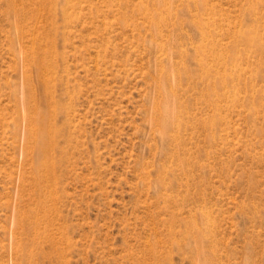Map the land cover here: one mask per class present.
Masks as SVG:
<instances>
[{
    "label": "rangeland",
    "instance_id": "374dc122",
    "mask_svg": "<svg viewBox=\"0 0 264 264\" xmlns=\"http://www.w3.org/2000/svg\"><path fill=\"white\" fill-rule=\"evenodd\" d=\"M0 264H264V0H0Z\"/></svg>",
    "mask_w": 264,
    "mask_h": 264
},
{
    "label": "bare ground",
    "instance_id": "6f19581e",
    "mask_svg": "<svg viewBox=\"0 0 264 264\" xmlns=\"http://www.w3.org/2000/svg\"><path fill=\"white\" fill-rule=\"evenodd\" d=\"M65 2L68 4V3H70V0H65ZM156 22H157V25H161V24H159V23H162V21H161V18H158L157 20H156ZM35 43H36V41H35ZM50 46V45H49ZM47 48V47H46ZM51 48V47H50ZM38 51H39V49L38 48H36ZM48 49H49V47H48ZM47 49V50H48ZM38 51H35L36 52V54H38L37 52ZM50 51V50H49ZM207 51H208V53H207ZM46 53H48V52H46ZM52 53V52H51ZM33 54H35L34 52H33ZM32 53H31V55H33ZM35 54V55H36ZM40 54V56H41V53H39ZM43 54V53H42ZM207 54H209L210 56H212L213 57V60L215 61V59L217 60V56H216V53H215V43L211 40L210 42H208V45H203V47H200V48H198V53H197V55H198V60H199V70H200V72L201 73H199V76H202L204 79H205V81H208V80H206V78L208 79L209 77H210V75H215V73H214V71H215V69L213 68V67H207V64L205 63V60H204V58L206 57V55ZM29 55V54H28ZM39 56V57H40ZM43 57H45V55H42ZM26 57V56H25ZM28 57V56H27ZM34 57V56H33ZM33 57H30L31 59L33 58ZM38 56H36V59L34 58L33 60L35 61V60H37L36 62H37V64H38V58H39ZM47 57V56H46ZM29 58V57H28ZM42 58V57H41ZM40 58V59H41ZM27 59V58H26ZM42 61V60H41ZM30 62V61H29ZM32 62V61H31ZM35 62V63H36ZM34 62H33V64H35ZM41 62L39 61V64H40ZM43 63V62H42ZM30 64V63H29ZM36 64V65H37ZM31 65H32V63H31ZM43 65V64H42ZM34 66V65H33ZM39 66L40 65H38V68H39ZM45 66V65H44ZM35 67V66H34ZM42 67V66H41ZM37 68V69H38ZM42 69V68H41ZM41 69H39V71L41 70ZM43 71V70H42ZM42 71H40V72H42ZM45 71V70H44ZM44 73V72H43ZM191 74V73H190ZM212 75V76H213ZM29 81V80H28ZM28 81H26L27 82V84H26V91L28 92L29 90H28V83L30 82H28ZM30 84H32V83H30ZM30 84H29V86H30ZM207 87L209 88V91H210V94L212 93L213 95H215L216 94V90H215V84H214V82H210V80H209V82H207ZM30 89V88H29ZM49 90V89H48ZM47 90V91H48ZM31 91V90H30ZM26 94H27V96H26ZM32 95V94H31ZM166 95V94H165ZM30 96V94H29V92L28 93H25V98H24V106H25V118L27 119V121H28V123H29V125L32 127L30 130L32 131H30L31 133H29L30 134V138L29 139H31V137H33V145L35 144V146L36 145H38V144H36L37 142H39V144H41L42 146L41 147H44V149L47 151V150H50V148L52 149V147H49V145L52 143L51 141V138L49 137V134H50V136H51V133H50V122H49V118L43 113V111H42V109L41 108H37V109H35V110H31L32 108H30V101H32V100H30V99H33V97L32 98H30L29 97ZM34 101H35V99H34ZM39 102V101H38ZM38 102H37V104H38ZM215 106V105H214ZM36 107H38V106H36ZM157 114H158V118L161 120V123H162V127L163 128H167L168 126H170L171 124H173V122H174V120H172V118H175L176 119V117L178 116V115H175L176 114V111H175V106L172 104L171 105V102H170V98L169 99H167L166 98V100H164V104H161L160 103V105H158L157 106ZM175 116V117H174ZM171 120V121H170ZM28 134V133H27ZM28 136V135H27ZM50 138V139H49ZM35 139V140H34ZM29 141V140H28ZM32 141V140H31ZM30 141V142H31ZM35 141H36V143H35ZM53 144V143H52ZM41 147H39L38 149H40L41 151H43L42 150V148ZM35 148H37V147H35ZM34 148V149H35ZM49 148V149H48ZM37 149V150H38ZM36 150V149H35ZM44 150V151H45ZM40 152V151H39ZM48 152V151H47ZM46 153V152H45ZM42 155V154H41ZM47 155V154H46ZM45 155V156H46ZM45 156H42V157H45ZM47 157V156H46ZM45 157V158H46ZM49 157V156H48ZM47 157V158H48ZM50 158V157H49ZM40 160H44V159H41L40 158ZM46 160V159H45ZM50 160H52V158H50ZM47 161L49 162V159H47ZM47 161H46V163L45 164H48L47 163ZM53 161V160H52ZM41 162V163H40ZM39 163L40 164H43L42 163V161H40ZM51 164L53 165V162H51L50 161V165L49 166H51ZM56 165V164H55ZM46 166V165H45ZM45 166H43V168L41 167L40 169H42L41 171H44V167ZM47 169H49L48 168V166L46 167ZM45 168V171L47 170ZM54 168V167H53ZM53 168H51L52 170L51 171H53ZM36 169V168H35ZM37 171V170H36ZM49 172V171H48ZM45 173V172H44ZM43 173V174H44ZM50 173V172H49ZM42 174V176H44ZM48 174V173H47ZM49 175V174H48ZM51 175V174H50ZM53 177V176H52ZM43 178H47V176L45 175ZM49 178V177H48ZM51 178V177H50ZM49 178V179H50ZM36 179V178H35ZM44 180V179H43ZM46 180V179H45ZM44 180V181H45ZM37 181V180H36ZM38 182V181H37ZM43 182V181H42ZM39 184V183H38ZM37 184V185H38ZM41 206V205H40ZM41 238V237H40Z\"/></svg>",
    "mask_w": 264,
    "mask_h": 264
}]
</instances>
